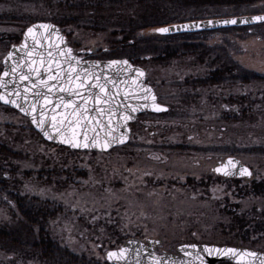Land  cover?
Masks as SVG:
<instances>
[{
	"label": "rangeland",
	"instance_id": "obj_1",
	"mask_svg": "<svg viewBox=\"0 0 264 264\" xmlns=\"http://www.w3.org/2000/svg\"><path fill=\"white\" fill-rule=\"evenodd\" d=\"M78 1L83 6L89 4L87 0ZM137 3L135 0H125L123 4L130 6L124 14L141 8ZM152 5L155 13H149L146 22L155 26L201 17L264 12V2L237 9L202 6L179 10L177 3L176 7ZM94 7L74 11L73 14L81 16L77 22L80 25L67 24L60 28L61 31L65 33L73 51L79 55H89L88 59L121 58V55L115 57L106 53L110 49L108 40L121 37L115 34L111 36L113 30L110 27L118 21L117 18H109L110 12L96 13ZM142 8L143 12L149 11L145 10L148 7ZM4 13L17 18L15 21L0 19V36L3 37L18 34L35 21L48 22L59 14L54 6L16 3L14 0L11 4L0 5V16ZM66 15V18L71 17L68 13ZM101 15L103 19L99 18ZM256 35L261 37L260 41L256 40ZM138 36L158 37L146 34L144 30L139 31ZM164 44H170L178 51L184 45L215 50L205 58L194 53L159 64L149 60L139 64L147 71L148 83L161 96L159 102L168 106L169 112L157 120L140 119L132 129L129 146L125 149L106 154L72 153L48 144L40 137L37 139L29 131L31 127L24 117L6 107L0 108V124L11 125L7 131L0 127V140L21 150L20 159H15L13 164L30 172L20 193L47 199L59 207L61 215L50 225L53 235L73 253L84 255L88 263L108 264L104 254L122 244L116 242L119 237L123 241L128 238H159L161 244L157 253H160L162 250L174 252L177 244L192 238L218 243L231 238L240 240L245 235L244 230L252 229L249 224L241 231L230 232L229 219L221 217L220 210L245 221L254 215H257L255 220H264V198L244 188L250 183L217 179L210 170L218 157L193 151L194 148L200 150L219 146H232L238 150L253 145L264 146V118L259 114L262 112L259 103L264 86L238 83L196 89L201 98L190 99L185 104L176 102L180 89L173 87L174 82L181 83L189 76H204L214 67L227 62L235 69L264 74V26L257 27L252 34L246 30L217 31L178 36L174 42ZM4 54L0 52V61ZM241 98L248 99L252 106L246 112L247 119L235 125L225 122L221 110L227 106L226 112H231L230 109L237 106L239 115L242 108L247 106L240 104ZM251 113L256 115L251 116ZM180 144L190 148L191 152L171 148ZM237 157L253 169L254 180H264V158ZM42 167L46 170L53 167L63 170L65 173L60 181L66 184L65 187L41 186L37 171ZM190 179L197 186L189 185ZM201 182L204 185L198 186ZM6 218L5 213L0 211V221ZM250 234L246 239L248 243L243 246L264 251V239L252 232ZM236 244L242 245L240 241ZM111 245L113 248H110Z\"/></svg>",
	"mask_w": 264,
	"mask_h": 264
},
{
	"label": "water",
	"instance_id": "obj_2",
	"mask_svg": "<svg viewBox=\"0 0 264 264\" xmlns=\"http://www.w3.org/2000/svg\"><path fill=\"white\" fill-rule=\"evenodd\" d=\"M257 17L264 18V14L179 22L153 27L145 32L149 35L168 37L264 23V19L258 20ZM232 20L237 22L224 23ZM41 25L50 27L43 28ZM29 28L33 29L32 33L28 32ZM161 28H167L169 31H158ZM0 64V95L15 100L16 104L28 111L25 112L21 107L4 103L2 100L0 105L25 117L43 141L72 151L107 153L113 148L124 146L130 138V125L138 115L167 111L165 106L157 103L153 88L146 84V71L141 66L134 65L127 59L83 60L73 52L59 28L51 23L36 22L28 26L20 41L10 46L1 58ZM13 69L16 70L15 73ZM30 69L33 70L31 74ZM5 72L9 75L5 76ZM77 74L80 75V80L76 79ZM21 75L29 78L22 80ZM41 81L45 82L47 87L42 85ZM82 82L83 86H80ZM97 84L103 85V90L97 87ZM17 92L19 96L16 95ZM37 92L45 94L47 100L36 96ZM32 105H35V111L32 110ZM157 106L162 110H157ZM41 109L44 111V128L52 138L45 136L44 131L33 123V116L41 118ZM129 116L132 118L126 119ZM69 120L74 121L71 127L68 125ZM77 120L78 122H75ZM52 124H56V128H53ZM57 129H60L63 135L58 133ZM69 140L81 144H93V141L95 143L88 148H75L67 142ZM218 168L221 171H215ZM241 169H246L250 175H242ZM225 172L232 174L225 175ZM212 173L226 179L245 181L253 176V172L233 156L217 162L212 168ZM160 243V239H127L119 248L107 251L104 258L108 264H264V251L229 245L184 243L177 245L174 253L162 251L157 255L155 248ZM205 249L213 251L208 252ZM226 249H233L235 252L222 251ZM109 253L117 255L109 257Z\"/></svg>",
	"mask_w": 264,
	"mask_h": 264
},
{
	"label": "trees",
	"instance_id": "obj_3",
	"mask_svg": "<svg viewBox=\"0 0 264 264\" xmlns=\"http://www.w3.org/2000/svg\"><path fill=\"white\" fill-rule=\"evenodd\" d=\"M14 1L16 3H43L49 7H56L59 12L58 17L51 18L48 21L57 24L60 28L66 26L67 24H76L77 26L80 25L77 22L81 16L73 14L74 11H84L89 8L92 9V7L95 6L94 9L96 13L102 11L110 12L109 14L111 16L107 14L109 18L116 17L118 20L116 23L112 24V27H110L113 30L111 36L120 35L121 37L115 39L110 38V40H108L110 49L106 53L115 57L117 55H121V58H125L138 65L144 64L148 60L153 64H159L162 61H170L176 58L179 59L194 53L200 54L201 57L205 58L215 50V48L208 49L206 47H192L184 45L183 48L178 51V49L170 46V44H164V42L167 41L174 42L178 36L166 38L152 36L142 38L141 36H138L139 31H146L155 27L154 24L146 22V16L149 15V13H155L156 10L152 4L157 7L158 5H164L165 7L172 5L173 7H176L175 4L177 3L179 5L177 6L179 10L186 8L194 9L195 7L202 6H225L237 9L241 6H250L264 2V0H135L138 2L137 4L141 5V8L134 9L131 14H124L125 9L130 6L128 4H123L125 0H116L114 2H111V0H87L86 2L89 4H86L85 6H83V4L78 0ZM12 2L13 0H0V5L4 6L11 4ZM131 6L133 5L131 4ZM142 7H148L145 8V10L148 9L149 11L143 12L144 8ZM66 13H68V16L71 17L66 18ZM16 18L17 17H14L13 14L9 13H4L0 16L1 20L8 19L15 21ZM99 18L103 19L104 17L101 15ZM173 20L175 21L176 19ZM104 29L106 28H103V30ZM19 33H22V31ZM19 33L4 37L0 36V52H6L10 45L17 43L21 36ZM63 34L65 35V33ZM161 44H164L165 46H160ZM118 50L123 53L117 52ZM197 61L199 62L200 60ZM193 63H195V60ZM238 83H254L255 85L264 86V74L240 70L239 68L235 69L233 66H230L229 62H227L214 67L213 70L209 71L204 76L194 78L189 76L181 83L174 82L173 87L180 89L175 100L180 104L189 103L190 99L193 101V98L195 100L201 98V95L195 92L196 89H208L213 86H229ZM205 98L213 101V99L209 96H206ZM241 100L240 104L243 105V103H245L247 106L242 108L239 115L237 110H234L237 106L231 108V112H226V110H228L227 106L221 110V114L223 116L222 118L225 122L235 125L240 124L247 119L245 117L246 112L252 106L248 99L244 100V98H241ZM172 101L174 102V99H172ZM259 105L262 110L259 114L264 118V94L260 99ZM1 107L3 106L0 105V108ZM223 110L227 114H225ZM168 112L160 115L143 114L139 116L136 123L131 125V128L133 129L140 119L144 118L145 120H157L168 115ZM250 115L253 116L256 114L251 113ZM0 127H3L7 131L11 125L0 124ZM207 127L204 128L207 129ZM29 131L33 136H36L37 139H40L31 128H29ZM129 143L126 146L116 148L112 151L125 149V147L129 146ZM183 146L184 145L180 144L178 146H172L171 148L178 150L179 152H191L190 148H185ZM58 148L69 151L61 147ZM193 151L194 153L204 156L210 155L218 157L217 160L223 158L224 156L237 155L245 156L247 158H264V146L262 145L247 146L241 150L234 149L232 146H219L210 148L206 147L200 150L194 148ZM21 155V150L10 147L6 141L0 140V211L5 213L7 216L6 219L0 221V264H15L17 262L22 264H91L88 263L84 255L79 256L78 254L73 253L67 247L63 246L53 235L50 225L58 215H61L59 207L55 206L53 202L47 199H41L37 196L20 193L22 185L30 177L29 170H22L20 166L13 164V161L15 159H20ZM64 173L65 172H63V170L59 167H53L49 170L42 167L37 171V179L41 181V186L47 188H63L66 184L60 181V177ZM78 175L83 174L79 173ZM188 183L194 187L197 186V184L191 179L188 180ZM202 185L204 184L201 182L198 186ZM244 188L253 195L264 198V180L256 181L253 179L250 181V184ZM219 212L221 217H228L229 221H227L228 226L231 228V230H229L230 232H233L234 230L241 231L245 225L249 224L252 228L244 230L243 232L245 235L241 237L240 240L231 238L227 240L228 243L236 244V242L240 241L242 245H246L245 243H248L246 239L251 235V232L252 234H257L260 238L264 239V220H255L257 215H254L252 218L245 221L244 218L239 219L232 213L225 212L226 214H224L223 210H220ZM122 241L123 238L119 237L116 242L117 244H120ZM110 248H113V246L111 245Z\"/></svg>",
	"mask_w": 264,
	"mask_h": 264
},
{
	"label": "snow or ice",
	"instance_id": "obj_4",
	"mask_svg": "<svg viewBox=\"0 0 264 264\" xmlns=\"http://www.w3.org/2000/svg\"><path fill=\"white\" fill-rule=\"evenodd\" d=\"M256 19L260 20V19H264V18H262V17H257ZM236 22H237V21H235V20H232V21H224V23H226V24H227V23L235 24ZM40 27L48 28V27H50V26H49V25H41ZM32 31H33L32 28H29V29H28V32H29V33H32ZM158 31H160V32H167V31H169V29H167V28H161V29H158ZM68 51H69V54H70L71 50L69 49ZM9 55L11 56V54H9ZM113 63H117V62H113ZM125 63H126V61H125ZM12 71H13V73H15L16 70L13 69ZM31 71H33V70L30 69V74H31ZM38 74H39V73L37 72V75H38ZM4 75H5V76H8L9 73H8V72H5ZM28 78H29V76L21 75V79H22V80H23V79H28ZM50 78H54V77H50ZM76 79H77V80H80V75H79V74H77ZM98 79H99V78L97 77V80H98ZM40 83H41L42 85H44L45 87H47V85L45 84V82L41 81ZM33 86L35 87V85H33ZM80 86H83V82L81 83ZM96 86H97V87H100L102 90H103V88H104L103 85H99V84H97ZM53 87H55V85H53ZM61 90L63 91V88H62ZM25 91H27V89H26ZM49 93H51V88H49ZM16 95L19 96V93L17 92ZM35 95L38 96V97H42V98H44L45 100H47V96H46L45 94H43V93L37 92V93H35ZM153 99H154V98H153ZM0 100L4 101V103H12V104L16 105L17 107H21V108H22L21 105L16 104V101H15V100L7 99V98H5V96H3V95H0ZM61 100L63 101V97H61ZM58 106H59V105H58ZM22 110L25 111V112L28 111L27 109H24V108H22ZM32 110L35 111V105H32ZM76 110H78V106H77V109H76ZM134 110H135V109H133V111H134ZM157 110H162V109H160V108L157 106ZM73 114H74V113H73ZM73 114H69V115H73ZM81 115H82V113H81ZM40 116H41L40 119H38L36 116H33V117H32L33 123L37 124V126L40 127L42 131H44V135H45V136H47V137H49V138H52V137H51V134L49 133V131L45 130V128H44L45 121H44V119L42 118V117L44 116V111H43V109H41ZM131 118H132L131 116L126 117V119H131ZM75 122H78V120L75 121ZM73 123H74V121L69 120V122H68L69 127H71ZM51 126H52L53 128H56V124H52ZM62 126H63V125H62ZM57 132L60 133L61 135H63V133L60 132V129H57ZM85 139H87V137H85ZM67 142H68L72 147H75V148H79V147L88 148V147L93 146V144L95 143V142L93 141V144H89V143H83V144H81V143L76 142V141H74V140H69V141H67ZM121 142H123V141H121ZM107 146H108V145H104V147H107ZM229 163L231 164L232 161H229ZM215 171L219 172V171H221V169L218 168V169H215ZM231 174H232L231 172H225V175H231ZM241 174H242V175H243V174H248V175H250V173H247V170H246V169H241ZM205 251L212 252L213 250H212V249H205ZM222 251L232 252V253L235 252V250H233V249H226V250H222ZM121 254H122V252H121ZM116 255H117V253H109V257L116 256Z\"/></svg>",
	"mask_w": 264,
	"mask_h": 264
},
{
	"label": "flooded vegetation",
	"instance_id": "obj_5",
	"mask_svg": "<svg viewBox=\"0 0 264 264\" xmlns=\"http://www.w3.org/2000/svg\"><path fill=\"white\" fill-rule=\"evenodd\" d=\"M261 13H264V12H261ZM259 26H264V23L262 24H259V25H255V26H251V27H245V28H240V29H232V30H246V32L248 34H252V32H255L256 31V28L259 27ZM256 40L257 41H260L261 40V37L260 36H257L256 35ZM234 110H237V108H234ZM213 243V244H217V245H231V246H239V247H242L243 245H237V244H233V243H227V242H224V243H218V242H211V241H204V240H197V239H189L187 241H183V242H180V243ZM179 243V244H180ZM178 245V244H177ZM176 247V246H175ZM245 247V246H243ZM175 250V248H174ZM219 264H233V263H230V262H221Z\"/></svg>",
	"mask_w": 264,
	"mask_h": 264
}]
</instances>
